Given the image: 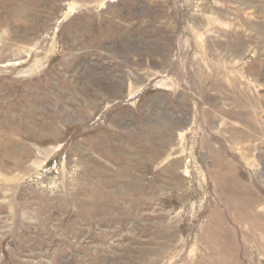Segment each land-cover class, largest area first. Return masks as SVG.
Wrapping results in <instances>:
<instances>
[{"label": "rangeland", "instance_id": "rangeland-1", "mask_svg": "<svg viewBox=\"0 0 264 264\" xmlns=\"http://www.w3.org/2000/svg\"><path fill=\"white\" fill-rule=\"evenodd\" d=\"M0 264H264V0H0Z\"/></svg>", "mask_w": 264, "mask_h": 264}]
</instances>
